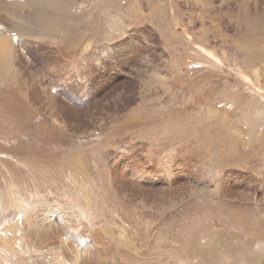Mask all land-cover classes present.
Returning <instances> with one entry per match:
<instances>
[{
    "label": "rangeland",
    "instance_id": "rangeland-1",
    "mask_svg": "<svg viewBox=\"0 0 264 264\" xmlns=\"http://www.w3.org/2000/svg\"><path fill=\"white\" fill-rule=\"evenodd\" d=\"M0 10V48L20 52L0 80V161L21 152L0 173L5 240L12 223H43L69 240L66 257L90 264H264V0H0ZM43 15L56 27L41 30ZM9 113L20 131L7 138ZM37 149L71 158L40 164ZM2 237L0 264L20 262L18 238ZM26 248L30 264L67 260Z\"/></svg>",
    "mask_w": 264,
    "mask_h": 264
},
{
    "label": "bare ground",
    "instance_id": "bare-ground-1",
    "mask_svg": "<svg viewBox=\"0 0 264 264\" xmlns=\"http://www.w3.org/2000/svg\"><path fill=\"white\" fill-rule=\"evenodd\" d=\"M2 3V2H1ZM17 3V2H16ZM228 6V5H227ZM61 8H62V10L64 9L65 10V4H62L61 5ZM239 8V7H238ZM243 8V7H242ZM240 10V9H239ZM238 10V11H239ZM1 11V10H0ZM237 11V10H236ZM244 11H245V9H244ZM8 12V14H12V16H13V11L10 9V10H8L7 11ZM248 12V11H247ZM253 12V11H252ZM1 13V12H0ZM40 14H41V12H39ZM254 13V12H253ZM257 13V12H256ZM68 14V13H67ZM67 14H65V12H61L60 13V15L61 16H64L65 18H67L66 17V15ZM73 14H76V13H73ZM239 14V13H238ZM242 14V13H241ZM248 14V13H247ZM70 15V14H69ZM245 15V14H244ZM3 16V14L1 13L0 14V17H2ZM71 16V15H70ZM40 17V16H39ZM46 16L45 15H43L40 19V23L38 24V26L40 27V29L41 30H43V27H42V24L44 23V22H46V24L44 25V29H46V28H48L50 25H51V23H52V25H51V27L52 28H55L56 26H54L53 25V23H54V20L53 19H46L45 18ZM73 17V16H72ZM5 19H7L6 17H5ZM18 19V18H17ZM20 19V18H19ZM238 20V19H237ZM76 21V20H75ZM8 23V19H7V22H6V24ZM19 23H21V22H19ZM236 23H238V22H236ZM18 24V23H17ZM179 25V24H178ZM239 25V24H238ZM250 25V24H249ZM249 25H248V27H249ZM237 26V25H236ZM240 26V25H239ZM244 26H247V25H244ZM252 26V25H251ZM22 27V26H21ZM175 29V28H174ZM250 29H253V27L252 28H250ZM247 32V31H246ZM252 32V31H251ZM254 32V31H253ZM54 33V32H53ZM237 36H239V35H237ZM250 36V35H249ZM253 36V35H252ZM250 38V37H249ZM85 40V39H84ZM82 41H83V39H82ZM244 41V40H243ZM238 42V41H237ZM254 42V41H253ZM82 42H80L79 44H81ZM241 43V42H240ZM6 50H7V48H6ZM5 50H3L2 48H0V80H2L3 79V77L4 76H2V75H5V74H7L8 73V68H10L9 66H10V63L12 64L13 63V60L12 61H10L9 62V59H10V57H11V55H14V53H17L18 55L20 54V52H19V49L18 48H16V46H14V45H12L10 48H9V50L8 51H5ZM18 55H15L14 56V58L16 59V61H17V65H18V67L19 68H22V70H20V69H15L14 68V74L13 75H15V77L17 78V80H18V82L20 83V86L22 87V90H23V88H24V90L26 91V88H27V86H26V80H25V77H24V72H23V66L21 65L22 63H21V59L19 60V59H17V56ZM14 59V60H15ZM258 59V58H257ZM25 66V65H24ZM245 67V66H244ZM26 68V67H25ZM247 69V68H246ZM253 70V69H252ZM141 76V75H140ZM137 77V76H136ZM141 79V78H140ZM11 81V80H10ZM24 81H25V84H24ZM15 82H17V81H15ZM145 83H146V81H145ZM9 84V83H8ZM148 84V83H147ZM264 84V83H263ZM142 85H143V83H142ZM2 86V85H1ZM5 86H6V84H5ZM17 86V85H16ZM147 86V85H146ZM258 86V85H257ZM148 87V86H147ZM18 88V87H17ZM255 88V87H254ZM5 89H7V88H5ZM148 89V88H147ZM19 90V89H18ZM23 90V92L26 94V92ZM142 90V89H141ZM43 91V90H42ZM47 91V90H46ZM143 91V90H142ZM149 91V90H148ZM23 92H22V94H23ZM41 92V91H40ZM44 92H45V90H44ZM122 92V91H121ZM3 93V92H2ZM120 93V92H119ZM118 93V94H119ZM148 93V92H147ZM10 94V93H9ZM3 95V94H2ZM20 95V94H19ZM24 95V94H23ZM117 95V94H116ZM115 95V96H116ZM124 95V94H123ZM9 96H11V95H9ZM13 96V95H12ZM39 96L41 97L42 95H41V93H39ZM117 97V96H116ZM123 97V96H122ZM157 97V96H156ZM25 98H28V97H25ZM114 98V97H113ZM31 99V98H30ZM56 99V98H55ZM122 99V98H121ZM28 100V99H27ZM118 100V99H117ZM123 100H124V98H123ZM203 100V99H202ZM143 101V100H142ZM141 102V101H140ZM144 102V101H143ZM123 103V102H122ZM20 104V103H19ZM42 104V103H41ZM1 105V104H0ZM21 105V104H20ZM63 105H65V104H63V103H60V102H58V107H60V106H63ZM233 105V104H232ZM24 106V105H23ZM36 106V105H35ZM3 107V106H2ZM64 107V106H63ZM66 107V106H65ZM259 107V106H258ZM3 108H5V107H3ZM8 109V108H7ZM38 109V108H37ZM50 109V108H49ZM164 109V108H163ZM9 110V109H8ZM13 110V109H12ZM71 110V109H70ZM264 110V109H263ZM14 111V110H13ZM64 111V110H63ZM40 112V111H39ZM50 112V111H49ZM51 112H53L52 110H51ZM68 112V111H67ZM70 112V111H69ZM68 112V113H69ZM74 112V111H73ZM72 112V113H73ZM1 113H2V111H1ZM61 113V112H60ZM66 112H64V114H65ZM50 114H52V113H50ZM56 114V113H55ZM57 116H61V115H59V114H56ZM50 116V115H49ZM48 116V117H49ZM73 116V115H72ZM71 116V117H72ZM47 117V118H48ZM74 117V116H73ZM56 118V117H55ZM71 119V118H70ZM127 119V118H126ZM3 120H4V122H5V125H3V128L5 129V130H2L3 132H6L7 134H6V136H7V138H9V136H10V134L11 133H13V132H16L15 134L17 135V131L19 132L20 131V127H18L17 125H15V120L13 119V117L10 115V113L9 114H5L4 116H3ZM67 120V119H66ZM70 121V120H69ZM17 122V121H16ZM58 122V121H57ZM56 122V123H57ZM63 122V121H62ZM129 122V121H128ZM164 122V121H163ZM179 122V121H178ZM61 122H59V124H60ZM62 124V123H61ZM133 124V123H132ZM63 125V124H62ZM65 125H67V124H65ZM22 126V125H21ZM129 126V125H128ZM67 127V126H66ZM63 128H64V125H63ZM166 128H169V127H166ZM171 128V127H170ZM24 129V128H23ZM162 129V128H161ZM1 130V129H0ZM28 130V129H27ZM133 130V129H132ZM163 130H164V128H163ZM166 131V130H165ZM152 133V132H151ZM124 134V133H123ZM142 134H144V133H142ZM149 134V133H148ZM14 135V134H13ZM12 135V136H13ZM82 135V134H81ZM157 135V134H156ZM160 136L162 135V134H159ZM232 136V135H231ZM14 137V136H13ZM158 137V136H157ZM168 137V136H167ZM196 137V136H195ZM228 137V136H227ZM17 138V137H16ZM21 139L22 138V136H21V134L18 136V139ZM164 138V137H163ZM5 139H6V137H5ZM154 140H155V138H153ZM161 139H162V137H161ZM169 139V138H168ZM144 140H145V138H144ZM147 140V139H146ZM158 140V139H157ZM157 140H155L156 142H157ZM165 140V139H164ZM183 140V139H182ZM185 140V139H184ZM20 141H22V139L20 140ZM26 141V140H25ZM149 142H150V140H148ZM167 141V140H166ZM168 141H170V140H168ZM260 141V140H259ZM158 142H159V140H158ZM160 143V142H159ZM163 143V142H162ZM161 143V144H162ZM181 143L182 144H185V143H183L182 141H181ZM181 144V145H182ZM12 145V144H11ZM16 146V145H15ZM15 146H12V147H15ZM18 146H20V148H23V145H21V143H19V145ZM158 146V145H157ZM0 147H1V144H0ZM11 147V148H12ZM144 147V146H143ZM183 147V146H182ZM3 148H5V147H3ZM186 148V147H185ZM6 149V148H5ZM8 149V148H7ZM6 149V150H7ZM133 149V148H132ZM178 149V148H177ZM31 149H29V148H27L26 149V153L27 152H31L30 151ZM158 150V149H157ZM20 151H23V150H20ZM181 151V150H180ZM186 151V150H185ZM213 151V150H212ZM33 152H35L37 155H38V157H39V159L41 160V161H39V163L40 164H42V163H44V162H49L50 164H53V166H57V165H59L60 163H58L57 161H59V162H61V163H66L65 161H69L70 160V158H71V155H70V157L68 156V157H64L63 159L62 158H60V157H56L55 156V154L54 153H56V152H52V153H50V151H44V150H41V149H37L36 151H33ZM143 152H144V150H143ZM158 152V151H157ZM222 152V151H221ZM21 152H16V151H13L12 153H10V154H8L7 156H5L4 157V159L2 160V161H0V173H2V175H4V176H6V177H10V174L12 173V172H14L15 171V168L17 169V167H16V165H17V162H18V160H17V158L20 156L19 154H20ZM23 153V152H22ZM165 153V152H164ZM1 154V153H0ZM219 154V153H218ZM101 155V154H100ZM208 155V154H207ZM75 157H76V155H75ZM102 157H103V155H102ZM102 157H100V158H102ZM248 157V156H247ZM57 158H59V159H57ZM99 158V159H100ZM51 159H55L54 161H52ZM102 162V161H101ZM103 162H104V160H103ZM207 162V161H206ZM101 164V163H100ZM76 165H77V163H76ZM98 165H99V163H98ZM143 165V164H142ZM165 167V166H164ZM100 171V170H99ZM98 178V177H97ZM71 182V181H70ZM75 185H78V184H75ZM133 185V184H132ZM131 185V186H132ZM135 185V184H134ZM70 186H71V184H70ZM130 186V187H131ZM137 186V185H136ZM135 187V186H134ZM133 187V188H134ZM75 189H77L78 190V192H80L79 191V187L77 186V187H75ZM74 189V190H75ZM135 189H136V187H135ZM14 191V190H13ZM66 191V190H65ZM38 192V191H37ZM74 192V191H73ZM134 192V191H133ZM138 192V191H137ZM142 192V191H141ZM36 193V192H35ZM17 194V193H16ZM76 194V193H75ZM30 195V194H29ZM80 196V195H79ZM44 197V196H43ZM77 197V196H76ZM86 197H87V195H86ZM15 198V197H14ZM27 198V197H26ZM73 198V197H72ZM91 198H92V196H91ZM77 199V198H76ZM75 199V200H76ZM87 200V199H86ZM92 200H93V198H92ZM143 200H145V196H144V199ZM76 201H78V200H76ZM80 201V200H79ZM210 201V200H209ZM29 202V201H28ZM42 202V201H41ZM73 202V201H72ZM75 202V201H74ZM82 202V201H81ZM99 202L101 203V201L99 200ZM17 203V202H16ZM75 203H78V202H75ZM211 203V202H210ZM79 204H80V202H79ZM88 204H89V202H88ZM141 204V203H140ZM146 204V203H145ZM212 204V203H211ZM28 205V204H27ZM33 205H36V203L35 204H33ZM45 205V204H44ZM44 205H43V207H44ZM81 205V204H80ZM83 205H85L86 207H87V205L86 204H84L83 203ZM2 206V205H1ZM31 206V205H30ZM48 206V205H47ZM90 206V205H89ZM36 207V206H35ZM228 207V206H227ZM24 208H26V207H24ZM28 208H29V205H28ZM31 208H33V207H31ZM45 208H46V206H45ZM241 208V207H240ZM0 209H2V208H0ZM35 209V208H34ZM44 209V208H43ZM110 209V208H109ZM228 209H229V207H228ZM30 210V209H29ZM38 210V209H37ZM70 210V209H69ZM97 210V209H96ZM111 210V209H110ZM113 210H115V209H113ZM2 211V210H1ZM23 211V210H22ZM39 211V210H38ZM46 211V210H45ZM100 211V210H99ZM112 211V210H111ZM242 211V210H241ZM3 212H5V211H3ZM28 211H26V213H27ZM92 212H93V210H92ZM117 212V211H116ZM115 212V215H113V217H115L116 216V214L118 213H116ZM234 212V211H233ZM107 213V212H106ZM113 213V212H112ZM224 213V212H223ZM7 214V213H6ZM14 214V213H13ZM43 214H45V213H43ZM48 214H50V212H48ZM108 214H109V212H108ZM107 214V215H108ZM240 214V213H239ZM32 215V214H31ZM36 215V214H35ZM118 215V214H117ZM120 215V214H119ZM123 215V214H122ZM3 216H5V215H3ZM30 216V215H29ZM38 216V215H37ZM36 216V217H37ZM6 217V216H5ZM19 217H20V215H19ZM120 217H121V215H120ZM24 218V215H22V219ZM28 218V217H27ZM30 218H33V216H30ZM67 218V217H66ZM103 218H104V216H103ZM108 218H109V216H108ZM125 218V217H124ZM3 219V218H2ZM14 219V218H13ZM16 219V218H15ZM34 219H35V216H34ZM121 219H122V217H121ZM9 220V219H8ZM32 220V219H31ZM42 220V219H41ZM77 220V219H76ZM81 220V219H80ZM111 220H112V218H111ZM116 220H117V218H116ZM61 221V220H60ZM125 221V220H124ZM123 221V222H124ZM47 222V221H46ZM6 223V222H5ZM103 223V222H102ZM252 223V222H251ZM55 224H57V223H55ZM109 224V223H108ZM50 225V224H49ZM106 226H107V223L105 224ZM129 225V224H128ZM128 225H127V228H128ZM5 227H8V226H5ZM11 231H10V233L9 234H12V236L14 235L15 237V240H16V238H18L17 239V243L18 244H16V242L13 244L15 247H17L16 248V250L17 251H15V254L14 255H18V256H20V262H18V263H16V264H30V261L29 260H27V259H30L31 260V256L29 255V254H27V253H25L26 252V250H27V248H26V246L27 245H31V246H34L35 244H40V245H45L47 248H46V252H48V254L49 255H51V254H55V255H59V257L62 259V260H64V258H67V260H64L63 261V264H90V261H89V259H91L90 257H89V259H88V257L87 256H85V254L84 255H81V254H78V256H76L79 260H81L80 262H78L77 261V258L75 259V260H73L72 258H69L68 256L69 255H71L72 254V251L74 252V250H71L70 251V246L68 245L69 244V240H64V238L62 239V238H59L58 240H56V230L54 229V227L53 226H45L43 223H40V224H31V223H24V224H22V225H19V224H15V223H12L11 224ZM58 227H59V225H58ZM61 227V226H60ZM63 227V226H62ZM110 227V226H109ZM109 227H106V228H109ZM114 227V226H113ZM119 227V226H118ZM57 228V227H56ZM67 228V227H66ZM122 228V227H121ZM60 229V228H59ZM117 229H119V228H117ZM123 229V228H122ZM104 230V229H103ZM107 230H109V229H107ZM106 231V230H105ZM127 231V230H126ZM106 232H108V231H106ZM130 232V231H129ZM8 233V232H7ZM7 233H6V231L5 230H3V231H1L0 230V234L1 235H3V237H2V240L6 243V244H8V241H10V242H13L14 240V238H12V239H9L8 238V240H5V238H4V236L5 235H7ZM80 233V232H79ZM82 233V232H81ZM109 233V232H108ZM123 233V232H122ZM64 235V234H63ZM112 235V234H111ZM119 235V234H118ZM120 235H122V234H120ZM119 235V238L120 237H122V236H120ZM128 235V234H127ZM135 235H136V233H135ZM233 235V234H232ZM235 235V234H234ZM239 235V234H238ZM114 236V235H113ZM229 236H231V235H229ZM115 237V236H114ZM126 237V236H125ZM128 237V236H127ZM127 237L126 238H123L124 240H126L127 239ZM138 237V236H137ZM215 237V236H214ZM113 238V237H112ZM116 238H117V236H116ZM115 238V239H116ZM129 238H130V236H129ZM133 238V237H132ZM122 239V240H123ZM131 239V238H130ZM1 240V241H2ZM121 239H119V241H122ZM131 240H133V239H131ZM118 241V242H119ZM242 241V240H241ZM127 243V242H126ZM130 243H131V241H130ZM58 246H57V245ZM70 244H72V243H70ZM74 244V243H73ZM102 244V243H101ZM123 244V243H122ZM129 244V243H128ZM3 244H0V246H2ZM65 245H67V246H65ZM104 245V244H103ZM102 245V246H103ZM23 246H24V248H23ZM63 246H65V250H63L62 248H63ZM100 246V245H99ZM101 246V247H102ZM124 246H125V244H124ZM227 246V245H226ZM14 247V248H15ZM42 247V246H41ZM44 247V246H43ZM126 247V246H125ZM13 248V249H14ZM31 248V247H30ZM38 247H34V248H32L33 249V251H35L36 249H37ZM40 248V247H39ZM38 248V249H39ZM105 248V247H104ZM132 248V247H131ZM135 248V247H134ZM226 248V247H225ZM236 248V247H235ZM37 249V250H38ZM41 249V248H40ZM101 249V248H100ZM103 249V248H102ZM22 250H23V253H22ZM134 250V249H133ZM102 251V250H101ZM132 251V250H131ZM147 251V250H146ZM232 251V250H231ZM100 252V251H99ZM102 252H104V251H102ZM134 252V251H133ZM3 253V250L2 249H0V256H1V254ZM8 253H10L9 255H12V252L9 250V252ZM76 253V252H75ZM97 253V256H98V252H96ZM132 253V252H131ZM135 253V252H134ZM148 253V252H147ZM24 254V255H23ZM26 254V255H25ZM34 255H35V253H33ZM66 255H68L67 257H66ZM101 255V254H100ZM129 255V254H128ZM133 255V254H132ZM230 255V254H229ZM3 256H5V255H3ZM90 256V255H89ZM102 256V255H101ZM100 256V257H101ZM41 257V256H40ZM99 257V256H98ZM3 258H5V257H3ZM3 258H2V260H3ZM7 258V257H6ZM9 258V257H8ZM11 258V257H10ZM102 258V257H101ZM134 258V257H133ZM55 259V258H54ZM100 259V258H99ZM13 260V259H12ZM132 260H134V259H132ZM6 261V260H5ZM5 261H3V262H5ZM9 261V260H8ZM11 261V260H10ZM32 261V260H31ZM45 261H46V259H45ZM77 261V262H76ZM94 261H96V260H94ZM103 261H105V258H104V260ZM12 262V261H11ZM96 262H98L99 263V260L97 259V261ZM101 262V261H100ZM2 263V262H1ZM55 263V262H54ZM97 263V264H98ZM6 264V263H5ZM8 264H9V262H8ZM12 264V263H11ZM101 264V263H100Z\"/></svg>",
    "mask_w": 264,
    "mask_h": 264
}]
</instances>
